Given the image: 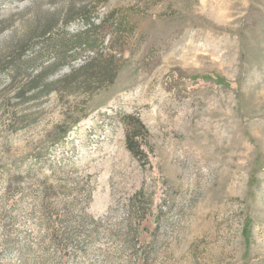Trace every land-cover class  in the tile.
<instances>
[{"label":"rangeland","instance_id":"374dc122","mask_svg":"<svg viewBox=\"0 0 264 264\" xmlns=\"http://www.w3.org/2000/svg\"><path fill=\"white\" fill-rule=\"evenodd\" d=\"M0 264H264V0H0Z\"/></svg>","mask_w":264,"mask_h":264},{"label":"trees","instance_id":"16d2710c","mask_svg":"<svg viewBox=\"0 0 264 264\" xmlns=\"http://www.w3.org/2000/svg\"><path fill=\"white\" fill-rule=\"evenodd\" d=\"M102 2H105L107 0H99ZM86 8L82 7L81 8H75L74 4H71L69 6V8L67 9L66 13L64 14V18L62 19V23L66 26V24L72 20L74 21H86L87 23H89V25H93L94 23L91 22L90 17L88 15V12L85 11ZM58 22V19H54V21L52 20V22H48L46 24H44V26H42V28H40V34H39V38L42 39L45 43H47L49 46L53 47V41H57L58 45L62 47L61 49V59L64 60L66 58L65 56V52L67 51L68 46H75L77 44H85V45H93L92 43L94 42V39H91L88 36H81L80 34H72L71 32H69L68 30L65 29V26L63 29H59V30H55L58 31V34H55L56 36H53V29H54V25ZM36 33V32H34ZM90 38V39H89ZM17 52L18 55L16 58H12L10 59L9 62V71H8V76L13 77L17 74H23L24 72H30L31 67L34 65V60L38 57H41V53L40 56H36L34 55L33 57H30L28 55V57L25 54V47H23L21 45L20 48L16 47L14 48ZM32 50V52H37L32 48H29ZM22 54V55H21ZM60 59V58H59ZM60 66V63L58 62V59L56 62H53V64L49 65V66H41L40 67V71L39 74L37 75V79H33L29 84H27V87L24 90L27 91H31L32 94L34 96H39V93L42 92H49V90L52 88L51 84H43V83H39V80L42 81V79L51 71H53V69H56ZM23 72V73H22ZM24 91L21 92V96L24 97ZM133 133H127V146L128 148L134 149L132 148L131 144L132 143V139H133ZM134 142V141H133ZM141 192V191H139Z\"/></svg>","mask_w":264,"mask_h":264}]
</instances>
